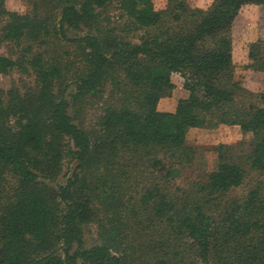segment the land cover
I'll list each match as a JSON object with an SVG mask.
<instances>
[{
	"label": "trees",
	"instance_id": "16d2710c",
	"mask_svg": "<svg viewBox=\"0 0 264 264\" xmlns=\"http://www.w3.org/2000/svg\"><path fill=\"white\" fill-rule=\"evenodd\" d=\"M8 1L0 47L16 58L0 54V75L34 84L0 90V264H264V91L236 79L232 36L242 8L264 0H20L27 13ZM249 59L264 72V40ZM175 73L189 95L160 111ZM93 101L95 132L70 112ZM220 126L246 139L196 168L189 131ZM143 168L159 179L129 197Z\"/></svg>",
	"mask_w": 264,
	"mask_h": 264
},
{
	"label": "rangeland",
	"instance_id": "374dc122",
	"mask_svg": "<svg viewBox=\"0 0 264 264\" xmlns=\"http://www.w3.org/2000/svg\"><path fill=\"white\" fill-rule=\"evenodd\" d=\"M194 7L208 9L214 0H189ZM156 10H162L167 5V0H154ZM7 8L11 11L19 13H27L30 10V5L27 2L20 0H10L7 2ZM119 14V11L114 7L104 14L109 15L111 19ZM233 61L236 66V79L248 90L259 93L264 91V72H255L248 69L250 64L249 48L256 41L264 40V6L261 5H246L242 8L236 22L233 26ZM14 50V51H13ZM15 46L13 44H4L0 47V54L16 58ZM172 81L175 84L172 97L165 98L159 108L160 111L174 110L177 107L179 100L187 98L189 93L184 90V78L180 73H175L172 76ZM34 78L22 76L18 71H13L8 75H0V90H9L12 86L19 87L33 86ZM74 88H72L73 90ZM73 94L75 91H72ZM72 100V97L70 98ZM102 104L96 101L91 104L84 102L82 106L72 107L71 114L76 116V111L81 110L78 114L77 122L82 124L89 131L98 130V121L102 114ZM246 137L242 134L237 126H220L216 129H191L187 136V143L197 148L196 168L215 169L218 162V155L215 149L222 145H237ZM75 164L67 163L62 175L58 181L53 183L65 184L72 176ZM143 172L133 176L130 182L128 196H135L144 188L149 187L155 180H158L157 174L152 171L142 169ZM141 170V171H142ZM140 171V172H141ZM245 188L239 189L238 194H242ZM236 193V194H237ZM127 196V197H128ZM86 247H91L98 242V227L95 223L89 224L85 228Z\"/></svg>",
	"mask_w": 264,
	"mask_h": 264
},
{
	"label": "crops",
	"instance_id": "0c3cea01",
	"mask_svg": "<svg viewBox=\"0 0 264 264\" xmlns=\"http://www.w3.org/2000/svg\"><path fill=\"white\" fill-rule=\"evenodd\" d=\"M166 100L165 99H162L159 103V106H158V109L161 107L162 103L165 102ZM176 110V106H175V109L174 110H169V111H164V112H174Z\"/></svg>",
	"mask_w": 264,
	"mask_h": 264
}]
</instances>
